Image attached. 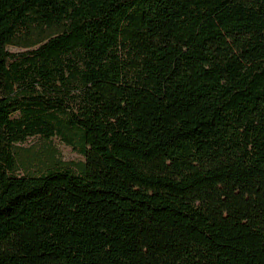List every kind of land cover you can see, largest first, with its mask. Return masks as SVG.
<instances>
[{
	"label": "trees",
	"instance_id": "1",
	"mask_svg": "<svg viewBox=\"0 0 264 264\" xmlns=\"http://www.w3.org/2000/svg\"><path fill=\"white\" fill-rule=\"evenodd\" d=\"M0 264H264V0H0Z\"/></svg>",
	"mask_w": 264,
	"mask_h": 264
},
{
	"label": "rangeland",
	"instance_id": "2",
	"mask_svg": "<svg viewBox=\"0 0 264 264\" xmlns=\"http://www.w3.org/2000/svg\"><path fill=\"white\" fill-rule=\"evenodd\" d=\"M199 22L200 19L185 18L182 21L178 22L179 30L184 34L196 32ZM21 145L23 147H55L56 151L63 161H77L82 159V156L80 154L74 152L69 146L64 145L56 138H52L50 141H43L41 138L35 136L28 138Z\"/></svg>",
	"mask_w": 264,
	"mask_h": 264
}]
</instances>
